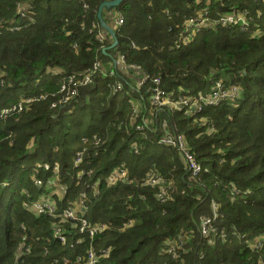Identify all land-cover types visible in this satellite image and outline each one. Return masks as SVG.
<instances>
[{
    "label": "trees",
    "instance_id": "16d2710c",
    "mask_svg": "<svg viewBox=\"0 0 264 264\" xmlns=\"http://www.w3.org/2000/svg\"><path fill=\"white\" fill-rule=\"evenodd\" d=\"M103 1L0 0V109L35 96L0 118V264H73L89 249L95 264H264V0H123L102 11L105 21L108 11L123 20L113 28L117 45L105 53L111 37L97 38ZM205 8L210 20L245 11L250 27L205 26L177 46L183 18ZM121 54L129 77L116 70ZM96 62L92 82L60 100L64 78ZM132 65L147 77L140 86ZM154 78L175 99L208 94L216 80L240 92L196 113L159 108L150 99ZM177 135L200 165L197 176L177 146L158 142ZM39 162L57 163L58 173L36 168ZM119 167L125 179L109 184ZM156 175L157 183H146ZM41 196L53 200L57 218L24 206ZM212 204L225 240L197 231L201 218L213 216ZM69 205L89 226L105 228L79 233L78 222L61 218ZM179 237L185 244L172 258L165 243ZM249 240L260 247L249 248Z\"/></svg>",
    "mask_w": 264,
    "mask_h": 264
},
{
    "label": "built area",
    "instance_id": "2783aa9c",
    "mask_svg": "<svg viewBox=\"0 0 264 264\" xmlns=\"http://www.w3.org/2000/svg\"><path fill=\"white\" fill-rule=\"evenodd\" d=\"M17 14L21 17H25L27 14L25 11V7L23 4H18L17 6ZM207 10L206 8L198 11L196 15L191 17H185L181 21V37H180V43L177 44V46L180 45H187L193 37L202 30L203 27L209 26V27H215V26H222V27H230V26H238L242 31H247L250 27L249 20L247 19L246 12L241 13H226L218 16L215 19L210 20L207 17ZM30 21H33L32 17H29ZM208 22V24H207ZM1 21H0V27H1ZM117 23L121 25L123 23L122 16L117 17ZM11 25V24H9ZM10 29H16V27H11ZM97 38L100 42L106 39V34L103 31H100L97 33ZM120 59L124 61V55H120ZM99 66V64L96 62L93 64L92 67L85 69L83 71H76L71 72L69 75L64 78V80L60 83V89L59 92H65V95L61 97L60 100L67 101L68 98L75 93L76 86L84 84L88 85L92 82V74L95 72L96 68ZM133 67L135 65H132ZM147 77H142L140 80V85L145 82ZM153 87L151 90V103L155 107H163L168 106L170 108L175 109H183L186 108L187 110H191L193 112H200L205 107L209 106H215L218 105L221 101L225 99H232L236 98L239 95L240 89L236 86L226 87L221 80H216L213 86V89L210 93L205 95H198L195 98L191 97H179L178 99H175L171 93L165 92L160 87V80L159 78H154L152 80ZM71 88V89H67ZM115 90L120 91L122 90V83L117 81L115 84ZM35 97L34 95H27L19 100H17V103L11 104L9 106H5L0 109V118L6 117L10 115L13 111H20L23 106L27 103H29L32 99L31 97ZM43 94H40L38 97L42 98ZM55 105L52 104V107ZM133 106V105H132ZM135 109H133V112L131 114V117L134 114ZM145 128V125H137L136 129L139 131H142ZM94 143L97 145L99 143V139L93 137ZM85 141V139H82ZM159 143L164 145H174L177 146L181 151L185 158V161L188 164V171L193 175L197 176V174L200 172L201 168L200 165L193 159V157L186 151L184 141L181 135L177 136H161L158 140ZM86 150H83L81 152L76 153V158L74 159V167L78 168L79 164L83 160V155H85ZM35 167L38 169H44L51 171L53 174H57L59 171V165L57 163L54 164H48L46 162H39L35 164ZM82 172H79V178L81 177ZM126 177V171L125 169L119 167L115 168L111 174L109 175L107 182L109 184H115L117 181H122ZM160 180L159 176H154L146 181L148 184H155ZM34 184L38 187L41 186L42 182L38 179L34 180ZM170 188V185L166 184L165 187L161 188V191L158 193V198L161 201H164L167 198V192ZM50 196H41L37 200H27L24 203V206L27 208H30L31 211L35 212L36 214H47L50 217L57 218L56 216V208L53 200L49 198ZM84 195L81 196L79 200V204H84ZM214 214L212 217H205L201 218L199 229L197 230L200 234V237H208L209 235H212L214 239L218 240H225L227 237V234L223 228L217 230L214 227V222L217 217L216 213V205L212 204ZM62 220L65 221H72V222H78L79 227L78 231L79 233H86L90 237L94 236L95 232L101 231L105 228L104 225L99 226H89L83 219H81L76 214V210L72 206L66 207L61 214ZM61 229L59 227L54 228V237L59 239L61 243H65L66 240L64 239V233L60 231ZM241 237H244V235H241ZM82 239L78 238L76 240V243H80ZM185 241L183 240V237L177 238L174 242L166 241L165 243V251L171 255L172 258H177L178 251L182 250L184 247ZM261 245L258 241H247V246L251 249L259 248ZM66 260V259H64ZM97 261V255L92 250H87L84 257L77 258L73 264H95Z\"/></svg>",
    "mask_w": 264,
    "mask_h": 264
},
{
    "label": "water",
    "instance_id": "95a60500",
    "mask_svg": "<svg viewBox=\"0 0 264 264\" xmlns=\"http://www.w3.org/2000/svg\"><path fill=\"white\" fill-rule=\"evenodd\" d=\"M123 0H106L100 3L97 9V19L99 21V25L102 28L103 32L109 34L111 37V44L108 47L102 48V51L105 53L107 50L115 47L117 45V39L115 35L114 29L106 23V21L102 17V10L109 9L111 11L114 10Z\"/></svg>",
    "mask_w": 264,
    "mask_h": 264
},
{
    "label": "crops",
    "instance_id": "0c3cea01",
    "mask_svg": "<svg viewBox=\"0 0 264 264\" xmlns=\"http://www.w3.org/2000/svg\"><path fill=\"white\" fill-rule=\"evenodd\" d=\"M103 11V10H102ZM103 17V16H102ZM105 17H107L106 18V23L108 24V25H110L112 28H116L119 24L117 23V17H118V13L115 11V15H112L111 14V11H108V12H106V16ZM207 24H208V22H207ZM116 70H118V71H120L123 75H128V77H129V71L127 70V68H126V64H125V62L124 61H122L121 59H120V55H118L117 56V65H116ZM133 68H136V71H132V73L133 74H135V75H137L136 77H135V81H137L136 83H137V85H139L140 86V79L142 78V71L140 70V69H138V67H133ZM54 72H56V71H54ZM141 77V78H140ZM132 103L134 104V108L133 109H135L136 110V112H137V106L135 105V103L132 101ZM132 104V105H133ZM147 120V119H146ZM142 122H144L145 123V125L147 126L148 124L143 120ZM52 191H54V192H56V191H58V190H52Z\"/></svg>",
    "mask_w": 264,
    "mask_h": 264
},
{
    "label": "clouds",
    "instance_id": "9594fccd",
    "mask_svg": "<svg viewBox=\"0 0 264 264\" xmlns=\"http://www.w3.org/2000/svg\"><path fill=\"white\" fill-rule=\"evenodd\" d=\"M105 33V32H104ZM106 34V33H105ZM55 73V72H54ZM37 164V163H36ZM3 186L6 185L7 183L6 182H2L1 183Z\"/></svg>",
    "mask_w": 264,
    "mask_h": 264
},
{
    "label": "rangeland",
    "instance_id": "374dc122",
    "mask_svg": "<svg viewBox=\"0 0 264 264\" xmlns=\"http://www.w3.org/2000/svg\"><path fill=\"white\" fill-rule=\"evenodd\" d=\"M142 85V84H141Z\"/></svg>",
    "mask_w": 264,
    "mask_h": 264
}]
</instances>
